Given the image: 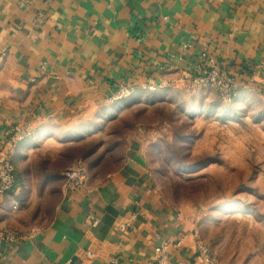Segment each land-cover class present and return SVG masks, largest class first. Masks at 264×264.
Masks as SVG:
<instances>
[{
  "label": "crops",
  "instance_id": "obj_1",
  "mask_svg": "<svg viewBox=\"0 0 264 264\" xmlns=\"http://www.w3.org/2000/svg\"><path fill=\"white\" fill-rule=\"evenodd\" d=\"M211 63L235 88L264 84V0H0V159L19 182L16 166L36 157L27 173L42 174V198L57 195L45 217L34 184L24 204L18 183L0 193V227L21 235L0 264H154L164 242L173 263L195 262L196 222L153 183L144 136L79 187L61 175L80 157L68 147L120 83L160 90Z\"/></svg>",
  "mask_w": 264,
  "mask_h": 264
},
{
  "label": "rangeland",
  "instance_id": "obj_2",
  "mask_svg": "<svg viewBox=\"0 0 264 264\" xmlns=\"http://www.w3.org/2000/svg\"><path fill=\"white\" fill-rule=\"evenodd\" d=\"M163 85L108 99L68 147V154L80 157L72 156L67 167L70 155L55 165L102 176L128 139L140 134L153 183L192 214L215 263L264 264V84L234 87L230 94L193 78ZM38 164L34 156L27 163L33 169ZM27 165L16 166L22 204L30 184L40 197L44 184L41 173H27ZM54 182L53 189L59 180ZM56 198L48 190L41 199L45 217Z\"/></svg>",
  "mask_w": 264,
  "mask_h": 264
},
{
  "label": "built area",
  "instance_id": "obj_3",
  "mask_svg": "<svg viewBox=\"0 0 264 264\" xmlns=\"http://www.w3.org/2000/svg\"><path fill=\"white\" fill-rule=\"evenodd\" d=\"M25 6V2L20 3ZM184 78L199 79L200 82L211 85L214 89L221 93L230 94L235 87V77L223 65L211 63L205 67H199L195 73L187 74ZM149 88H152L151 86ZM132 92V88L124 83L117 86V91L113 95L115 98L128 96ZM18 140L22 139L23 131L16 129ZM84 174L75 168L64 171V185L67 189H74L83 185ZM17 188L16 168L13 162L8 158L0 159V193L11 192ZM21 239V235L12 229L0 227V249H9L15 247ZM168 243L164 242L154 249V264H186L182 261L173 263L169 258L167 251ZM197 260L189 264H216L209 248L202 242L198 245ZM89 256L90 253H87Z\"/></svg>",
  "mask_w": 264,
  "mask_h": 264
}]
</instances>
